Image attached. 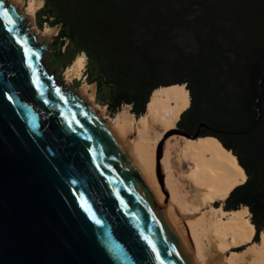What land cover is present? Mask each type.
<instances>
[{"label":"water","instance_id":"95a60500","mask_svg":"<svg viewBox=\"0 0 264 264\" xmlns=\"http://www.w3.org/2000/svg\"><path fill=\"white\" fill-rule=\"evenodd\" d=\"M18 1L0 0V264H201L126 132L46 73L54 32Z\"/></svg>","mask_w":264,"mask_h":264},{"label":"trees","instance_id":"16d2710c","mask_svg":"<svg viewBox=\"0 0 264 264\" xmlns=\"http://www.w3.org/2000/svg\"><path fill=\"white\" fill-rule=\"evenodd\" d=\"M37 25L60 26L55 63L85 54L86 80L116 115L145 114L155 89L184 85L189 107L177 129L214 137L236 156L246 180L223 202L247 207L264 231V0H40Z\"/></svg>","mask_w":264,"mask_h":264},{"label":"bare ground","instance_id":"6f19581e","mask_svg":"<svg viewBox=\"0 0 264 264\" xmlns=\"http://www.w3.org/2000/svg\"><path fill=\"white\" fill-rule=\"evenodd\" d=\"M23 1L19 0L18 4H23ZM24 12L33 20L35 12L33 0L29 1ZM83 61V56L77 57L67 70L71 73L79 72L83 67ZM82 90H85L89 102L93 97V86L86 85ZM189 104V92L184 85L160 87L152 92L144 115L124 120L122 116H117L114 120L116 123L110 125L126 132L127 142L140 155L141 164L151 179L155 196L168 215L175 220H181L174 200H177L183 212H189L187 215L203 214L198 220L187 217V228L185 227V233L192 241L201 264H264V234L261 235L259 243L251 245L253 248L250 247V252L231 251V255L226 256L229 250L237 249L243 243H250L255 234V226L249 218L250 212L247 207L233 212H224L218 208L217 214L214 213L212 218H208L202 212L215 200L226 199L235 186L246 180L245 171L237 158L216 138L200 137L196 140L182 138L184 148L172 149L173 152L169 154L171 159L166 155L168 160L165 167L168 178L164 182L160 180L155 169L158 157V149L156 153L155 148L159 138L152 143L153 146L143 140L133 143L137 135L143 137L142 134H146L152 127L156 126L161 131L168 130L179 120ZM94 109L97 108L94 106ZM113 132L116 134L115 130ZM162 134L163 132L159 137ZM170 178H173L171 183ZM163 187L168 189L169 198ZM179 195H182L181 198Z\"/></svg>","mask_w":264,"mask_h":264},{"label":"rangeland","instance_id":"374dc122","mask_svg":"<svg viewBox=\"0 0 264 264\" xmlns=\"http://www.w3.org/2000/svg\"><path fill=\"white\" fill-rule=\"evenodd\" d=\"M29 1L30 0H24L23 1V4L20 5V8L22 10H25V8L27 7ZM33 1H34V6H35V12H34V15L32 16L33 17L32 25L29 27V21L26 23V28L29 27V34H32L33 35V33H34V35H37L40 38H44V37L50 35L52 32H54V34L52 33L53 36L51 37L50 41L47 44L48 50L46 51V53L44 54V56L42 58V66L44 67L46 73L50 77H52L53 80H55L56 83H58V84H62L63 83V86L65 88H67L66 83H69V85L75 91H78L79 93H80L79 90H82V88L84 86H86V85H92L93 88H94V93H93V97H92L94 99L93 105L97 109H100V110H103L104 109V111L102 113V118L106 122L114 123L115 124L116 122H114V120L117 118V116L118 117L119 116L120 117L122 116L121 117L122 120H124L126 118H129V119L136 118L135 115H133L131 113V111H130L131 108H130L129 105L122 106L121 109H120V111L116 115H112L107 110V107L105 105H103L99 101V98L97 96V91H96L95 84H88L87 83V80H86V77H85L86 69H87V64H88V60H87V57H86L85 54L82 53V54H78V55L75 56L74 54L71 53V54L68 55V57L65 60V61H70L73 58L75 60L77 57L83 56L84 57L83 67L81 68V70L79 72L71 73V72H69L67 70V68H69L73 64L74 60H73L72 64L69 67L65 68V69L62 68L63 64H61V62L59 64L58 63H55V61H54L55 59H53V55H52L53 54V51H54L53 50V45L55 44L54 37L58 34L59 29H60V26L57 25V26L51 27V26H49L47 24H44L43 28L40 29L38 27V25H37L36 13L42 7L43 2L40 3V0H33ZM47 39L48 38H45V41ZM177 122L172 127H170L168 130L166 129V131H161V129L160 128H157L156 126L155 127H152L146 134H144V133L142 134V135H144L143 137L140 138V136L137 135V137L135 138V142H133L134 144H136L137 143V140H143V142H147V143H149V144L152 145V143L159 138L158 141H157L156 148H155L156 149V153H157V149L159 150L160 144L163 141H165L164 144H163V147H162V149H163L162 158H160L159 162H158V160L155 161V169L159 173L160 180L161 181L163 180V182L166 181L167 178H168V174H167V170H166L165 165H166V162L168 160L167 158L171 159V155L169 156V154L171 152H173L172 149H175L176 147H178L181 150L182 148H184L185 145L182 142L183 141L182 138H184V139H190V140H196V139H192V137H186L187 135L186 136L181 135L180 133L179 134H172V132H174V130L177 129ZM161 132H163V134L161 135V137H159V135L161 134ZM138 137L140 139H138ZM166 155H167V158H166ZM183 176H185V175H183ZM169 180H171L170 181V183H171L172 180H173V178H170ZM163 191H164V193L167 194V198H169V191H168V189H166V188L163 187ZM181 196L182 195H179L178 197L181 198ZM224 200H215V202H212L209 206L205 207L204 210L202 209L203 210L202 212L204 214H206L208 216V218H212V216H213L214 213L217 214L216 209H218V208H221V210H223L224 212H227V211H225L223 209V202H224ZM168 201L169 200L167 199V202ZM174 202H175L174 203L175 206L177 207V212H179L178 217L181 220H184V219L187 220V217H189V216L192 219L198 220L203 215L202 213L196 214V215H193V214L192 215H187L189 212H187V211H184L183 212V209L180 206V204H178L177 200H174ZM180 213L182 215H180ZM227 216L229 217V215H227ZM250 216H249V218H250ZM228 217H226V218H228ZM262 234H264V231L261 233V235ZM253 237H252L250 243H243V245H241V247H239L237 249L235 248V249L229 250L226 253V256H230L231 255V251L238 252V253H245V252L247 253V251L249 250L248 252H250L251 251V248H253V247H251V245L252 244H257L256 242L253 241ZM260 240H261V236H260ZM228 243H230V241Z\"/></svg>","mask_w":264,"mask_h":264},{"label":"snow or ice","instance_id":"6c2138e0","mask_svg":"<svg viewBox=\"0 0 264 264\" xmlns=\"http://www.w3.org/2000/svg\"><path fill=\"white\" fill-rule=\"evenodd\" d=\"M7 11L4 12V15H7ZM25 52H27V50H25ZM9 99H11V97H9ZM85 205H87V201H85ZM157 258L159 259V254L157 253Z\"/></svg>","mask_w":264,"mask_h":264}]
</instances>
